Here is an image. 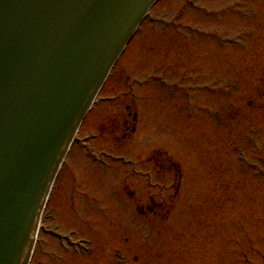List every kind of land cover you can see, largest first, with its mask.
I'll list each match as a JSON object with an SVG mask.
<instances>
[{"label":"rangeland","instance_id":"374dc122","mask_svg":"<svg viewBox=\"0 0 264 264\" xmlns=\"http://www.w3.org/2000/svg\"><path fill=\"white\" fill-rule=\"evenodd\" d=\"M110 95L61 166L31 264H264V0H157L96 99Z\"/></svg>","mask_w":264,"mask_h":264},{"label":"water","instance_id":"95a60500","mask_svg":"<svg viewBox=\"0 0 264 264\" xmlns=\"http://www.w3.org/2000/svg\"><path fill=\"white\" fill-rule=\"evenodd\" d=\"M156 0H0V264L40 210L111 65Z\"/></svg>","mask_w":264,"mask_h":264},{"label":"flooded vegetation","instance_id":"af4514ba","mask_svg":"<svg viewBox=\"0 0 264 264\" xmlns=\"http://www.w3.org/2000/svg\"><path fill=\"white\" fill-rule=\"evenodd\" d=\"M160 207H162V203L161 204L152 203L150 205L148 204L146 208L148 211L155 212L154 209H156V208L159 209ZM142 213H144L143 209H142Z\"/></svg>","mask_w":264,"mask_h":264},{"label":"bare ground","instance_id":"6f19581e","mask_svg":"<svg viewBox=\"0 0 264 264\" xmlns=\"http://www.w3.org/2000/svg\"><path fill=\"white\" fill-rule=\"evenodd\" d=\"M88 115H89V114H88ZM88 115H87V116H88ZM51 197H52V196H51Z\"/></svg>","mask_w":264,"mask_h":264}]
</instances>
